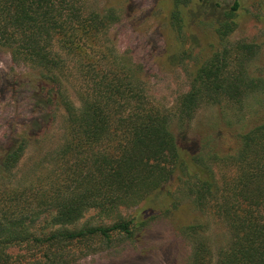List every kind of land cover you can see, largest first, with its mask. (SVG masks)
Listing matches in <instances>:
<instances>
[{
  "label": "trees",
  "instance_id": "16d2710c",
  "mask_svg": "<svg viewBox=\"0 0 264 264\" xmlns=\"http://www.w3.org/2000/svg\"><path fill=\"white\" fill-rule=\"evenodd\" d=\"M232 1L217 23L210 16L219 11H199L220 45L196 65L190 90L168 109L149 92L144 66L111 40L120 21L115 11H102L91 0H0V47L16 64L39 72L36 108L60 103L64 110L62 144L34 168L20 171L30 145L48 137L41 118L0 159V264H27L8 253L19 246L39 248L58 262L72 247L97 238L132 239L144 224L136 219L106 228L68 227L91 210L109 216L164 193L176 171L206 218L184 230L192 242L191 264H264V122L240 136L233 154L195 151L179 144L172 130L174 121L185 126L206 104L243 108L251 95H264V79L249 72L259 45L229 41L241 9L240 0ZM191 2L175 0L172 13L184 39ZM193 44L186 42L171 64L190 58ZM42 218L51 232L33 231ZM211 220L229 235L217 253L208 235Z\"/></svg>",
  "mask_w": 264,
  "mask_h": 264
},
{
  "label": "rangeland",
  "instance_id": "374dc122",
  "mask_svg": "<svg viewBox=\"0 0 264 264\" xmlns=\"http://www.w3.org/2000/svg\"><path fill=\"white\" fill-rule=\"evenodd\" d=\"M241 9L238 27L229 37L233 44L255 43L260 52L250 63L251 76L264 79V0H240ZM100 10L115 11L120 21L110 32L117 50L144 66L145 81L149 92L158 105L173 109L179 99L190 90L191 73L197 64L206 61L219 47L220 41L213 23L221 21L220 11H227L232 0H192L186 11L191 18L185 27L184 39L172 24L176 11L175 0H91ZM207 2L220 3L208 7ZM199 11H219L211 15L212 24L205 23ZM197 41L190 58L174 62L185 43ZM15 80V81H14ZM41 84L37 70L16 64L10 52L0 47V159L10 146L21 138L20 133L41 118L43 131H48L45 140H33L24 156L20 171L34 168L47 153H52L63 141L64 110L55 103L46 110L36 108L37 90ZM73 95V92H72ZM59 99V95H56ZM43 107V106H42ZM44 108V107H43ZM49 121L46 120V116ZM264 122V95H251L243 108L235 105L206 104L185 126L174 121L172 130L179 144L193 147L195 151H221L235 153L240 136ZM185 178L176 171L164 193L142 202L133 208H124L119 213L104 215L91 210L82 220L68 227L70 230L111 227L121 220L143 222L132 239L116 236L112 243L95 239L90 244L72 247L67 256L58 262L44 258L40 249L32 246L11 248L8 253L27 264H191L192 242L184 236L187 226L205 221L192 200L185 195ZM176 207V208H174ZM35 233L51 232L44 219L33 223ZM208 235L214 251L227 245L229 235L217 221L210 223Z\"/></svg>",
  "mask_w": 264,
  "mask_h": 264
}]
</instances>
